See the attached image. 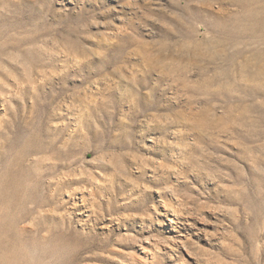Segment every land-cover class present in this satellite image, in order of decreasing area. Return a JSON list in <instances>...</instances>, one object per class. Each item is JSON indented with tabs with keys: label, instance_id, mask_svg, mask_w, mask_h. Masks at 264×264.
Returning a JSON list of instances; mask_svg holds the SVG:
<instances>
[{
	"label": "rangeland",
	"instance_id": "rangeland-1",
	"mask_svg": "<svg viewBox=\"0 0 264 264\" xmlns=\"http://www.w3.org/2000/svg\"><path fill=\"white\" fill-rule=\"evenodd\" d=\"M0 198V264H264V0H0Z\"/></svg>",
	"mask_w": 264,
	"mask_h": 264
},
{
	"label": "bare ground",
	"instance_id": "bare-ground-1",
	"mask_svg": "<svg viewBox=\"0 0 264 264\" xmlns=\"http://www.w3.org/2000/svg\"><path fill=\"white\" fill-rule=\"evenodd\" d=\"M200 44H197V46H199ZM122 52V51H121ZM213 55L215 56L216 55V53L214 52L213 53ZM194 56H195V54H194ZM146 60H149V61H154V62H156V64L155 63H153V62H151V63H149V65H148V68H149V71L150 70H154V68H156V66H158V65H161L162 67H165V69H167L166 67V65H165V61L164 60H162V61H160L162 58H163V55L162 54H158V55H155V54H153L152 52H146L145 53V57H144ZM164 64V65H163ZM156 65V66H155ZM169 70V69H168ZM171 70V69H170ZM220 74V73H219ZM220 78V77H219ZM211 80V78H206L204 81L205 82H208V81H210ZM222 81V80H221ZM257 85H260V82H258V84ZM205 86V85H204ZM220 86L221 87H226V83H224V82H221L220 83ZM223 90V89H222ZM3 195H6V194H3ZM2 195V196H3ZM50 198V197H49ZM1 199V198H0ZM62 219H64V218H62ZM62 223V222H61ZM69 226H70V224H69ZM0 241H2V242H0V248H5L4 247V245L7 247L8 246V244H7V241L6 240H0Z\"/></svg>",
	"mask_w": 264,
	"mask_h": 264
}]
</instances>
